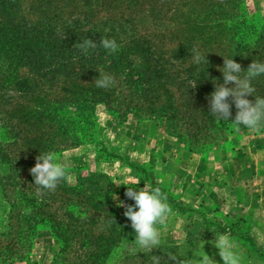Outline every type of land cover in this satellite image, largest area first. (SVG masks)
<instances>
[{
  "label": "trees",
  "instance_id": "trees-1",
  "mask_svg": "<svg viewBox=\"0 0 264 264\" xmlns=\"http://www.w3.org/2000/svg\"><path fill=\"white\" fill-rule=\"evenodd\" d=\"M250 1L0 0V264L28 257L46 231L60 244L51 264H152L149 255L125 251L135 233L114 201L113 176L80 164L67 167L70 181L47 190L34 184L30 169L40 154L60 158L86 144L95 145L97 160L112 158L99 105L121 121L156 120L206 157L238 151L250 132L264 133L237 129L234 105L229 122L217 120L208 100L213 80L223 82L224 59L242 70L264 59V16ZM102 36L114 38L119 50L85 54L77 46L84 38L99 46ZM193 49L208 53V65L191 62ZM99 72L114 84L97 87ZM253 86L264 97V76ZM136 168V186L159 188L172 213L188 221L183 242L153 249L161 264L217 256L219 235L234 243L242 264L264 261L247 218L185 203L150 167Z\"/></svg>",
  "mask_w": 264,
  "mask_h": 264
},
{
  "label": "crops",
  "instance_id": "crops-1",
  "mask_svg": "<svg viewBox=\"0 0 264 264\" xmlns=\"http://www.w3.org/2000/svg\"><path fill=\"white\" fill-rule=\"evenodd\" d=\"M97 113L100 132L112 158L97 160L95 145L86 144L64 151L60 160L67 167L93 162L113 176V198L117 205L116 197L124 202L118 205L123 215L127 205L134 203L125 195L127 188L139 182L138 173L129 175L130 168L150 167L156 180L185 203L201 205L211 214L218 210L231 217L253 215L264 234V134H252L238 151L206 157L189 151L184 140L168 135L165 126L156 120L121 121L105 107ZM178 217L172 213L168 228L162 231V237L170 235L164 238L165 244L175 243L179 236L170 234L171 220ZM54 256L52 253L41 259L34 254V258L20 264H51Z\"/></svg>",
  "mask_w": 264,
  "mask_h": 264
},
{
  "label": "clouds",
  "instance_id": "clouds-1",
  "mask_svg": "<svg viewBox=\"0 0 264 264\" xmlns=\"http://www.w3.org/2000/svg\"><path fill=\"white\" fill-rule=\"evenodd\" d=\"M79 49L87 54L90 49L97 47L115 53L120 45L114 38L102 36L99 46L93 41L84 38L82 43H77ZM208 53H201L198 49L191 52V62L194 65H208ZM223 74V82L213 80L215 90L210 94V113L219 121H228L232 116L231 108L234 105L236 115L233 123L237 129L244 128L260 131L264 129V97L255 95L256 89L253 81L260 76H264V59L253 60L247 70H242L241 65L231 59H224V65L219 69ZM97 87L108 88L114 84V78L110 74L99 72V78L95 80ZM192 83L195 84V81ZM234 84V86H229ZM248 96L255 97L254 102ZM231 97V102H229ZM34 177V184L43 189L55 190L60 181H70L71 177L67 171L66 164L54 152H46L37 157V162L30 169ZM120 185V184H117ZM126 197L134 203L127 205L124 215L130 220L131 227L135 233V239L131 246L125 251L129 255L144 253L151 256L152 264H161L162 257L151 254L153 249H160L163 238L159 225L165 224L172 209L166 201V197L159 188H152L144 185L142 188L128 187ZM116 197V196H115ZM119 206L124 202L119 201ZM219 249L224 264H242L241 255L235 250L234 243L226 236L219 235L213 241ZM167 256L177 261L179 257L167 254ZM205 252L200 256H193L191 259L180 260L179 264H213ZM168 264V262H167Z\"/></svg>",
  "mask_w": 264,
  "mask_h": 264
},
{
  "label": "rangeland",
  "instance_id": "rangeland-1",
  "mask_svg": "<svg viewBox=\"0 0 264 264\" xmlns=\"http://www.w3.org/2000/svg\"><path fill=\"white\" fill-rule=\"evenodd\" d=\"M250 6H251L252 10L258 11L264 16V0H251ZM98 109H104V106L99 105L97 107V111H98ZM99 130H100V128H99ZM252 134H255V133L250 132L247 135V137L237 145V149L238 148L240 149L242 147V145H244V143L246 142L248 137L251 136ZM258 134H264V133H258ZM212 154L213 153L210 152V155H212ZM84 165H88L92 169H95L97 167V164L93 163V162L92 163H84ZM130 169H131V171H129V175H135V174L137 175V173H139L135 166L134 167L132 166ZM22 175L25 177L26 172L23 171ZM140 178H141V175H138L139 182H140ZM139 182H134V183L139 184ZM131 185H134V184L132 183ZM239 215H242L243 217L247 218L251 222L252 234L257 241L258 247L264 251V234L262 233L261 228L259 226H257L256 223H254L255 221H258L257 218L254 217L253 215H248L245 213H241ZM193 216H197V215H193ZM171 223H172V225L170 227L171 228V230H170L171 236L179 235L177 237L175 243H173V244L183 242V240L185 238V225L188 223V221L184 217L179 216L178 218L171 220ZM169 224H170V216L167 219V221L165 222V224L159 225V226H161V228H160L161 233L163 230L166 231V228H168ZM162 238H163V240H164V238H170V235L169 236L168 235L163 236ZM162 243H164V242H162ZM59 245H60L59 242L56 239H54L49 232H47V231L42 232L38 236V238L35 240L34 248L31 252V254L24 259L17 260L14 264H20V263H23L25 261H28V260L32 259L34 254H37L38 257L41 259H44L46 257L48 258V256H50L52 253H53V255H55L57 253L56 251H58L57 249H59ZM209 257L211 259H213V261H214L213 264H224V262L220 258V255H217V256H211L210 255ZM256 264H264V261H261L260 259L259 260L256 259Z\"/></svg>",
  "mask_w": 264,
  "mask_h": 264
}]
</instances>
